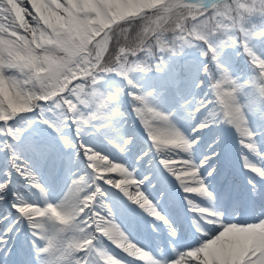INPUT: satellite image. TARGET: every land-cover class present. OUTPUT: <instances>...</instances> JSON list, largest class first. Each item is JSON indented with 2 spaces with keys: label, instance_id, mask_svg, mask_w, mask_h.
I'll list each match as a JSON object with an SVG mask.
<instances>
[{
  "label": "snow or ice",
  "instance_id": "6c2138e0",
  "mask_svg": "<svg viewBox=\"0 0 264 264\" xmlns=\"http://www.w3.org/2000/svg\"><path fill=\"white\" fill-rule=\"evenodd\" d=\"M0 264H264V0H0Z\"/></svg>",
  "mask_w": 264,
  "mask_h": 264
},
{
  "label": "bare ground",
  "instance_id": "6f19581e",
  "mask_svg": "<svg viewBox=\"0 0 264 264\" xmlns=\"http://www.w3.org/2000/svg\"><path fill=\"white\" fill-rule=\"evenodd\" d=\"M253 158V160H254V162H255V157H252ZM194 195V194H193Z\"/></svg>",
  "mask_w": 264,
  "mask_h": 264
}]
</instances>
